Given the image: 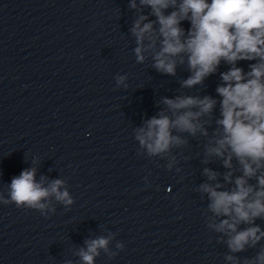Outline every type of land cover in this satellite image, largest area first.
Returning <instances> with one entry per match:
<instances>
[{
    "label": "clouds",
    "instance_id": "clouds-1",
    "mask_svg": "<svg viewBox=\"0 0 264 264\" xmlns=\"http://www.w3.org/2000/svg\"><path fill=\"white\" fill-rule=\"evenodd\" d=\"M139 6L129 0V7L140 13L130 29L138 64L151 58L153 69L171 77L186 66L189 75L179 82L180 90L204 86L222 62L229 68L219 73L217 97L180 90L172 98L162 97L158 113L133 129L137 154L166 159L171 171L179 162L173 149L187 147L188 137L206 138L201 163L215 158L225 169L204 167L207 179L195 189L207 198L206 226L227 246V264H264V246L243 261L236 255L264 240V228L256 223L264 221V0H139ZM144 8L150 12L144 14ZM184 21L188 29L182 27ZM241 61L249 62L248 71L237 66ZM127 81V75L115 77L117 87L127 89ZM36 172V167L26 168L13 177L7 198L0 192V203L45 217L56 211L53 198L66 209L74 204L64 179L46 183L41 176L37 181ZM114 237L86 240L76 253L81 264H95L100 250L114 258L117 253L109 249ZM116 248L122 250L124 244L117 242Z\"/></svg>",
    "mask_w": 264,
    "mask_h": 264
}]
</instances>
